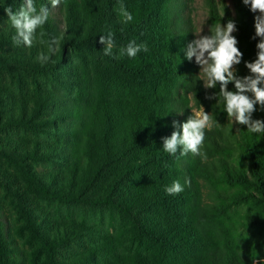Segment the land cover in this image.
<instances>
[{
	"label": "trees",
	"instance_id": "trees-1",
	"mask_svg": "<svg viewBox=\"0 0 264 264\" xmlns=\"http://www.w3.org/2000/svg\"><path fill=\"white\" fill-rule=\"evenodd\" d=\"M190 1L60 0L55 14L34 0L49 15L28 47L4 11L24 0H0V264H264V134L229 122L219 85L185 59ZM205 2L210 27L235 22L249 75L256 13ZM130 41L147 51L122 55ZM201 107L206 158L164 152ZM173 181L184 190L168 195Z\"/></svg>",
	"mask_w": 264,
	"mask_h": 264
},
{
	"label": "clouds",
	"instance_id": "clouds-1",
	"mask_svg": "<svg viewBox=\"0 0 264 264\" xmlns=\"http://www.w3.org/2000/svg\"><path fill=\"white\" fill-rule=\"evenodd\" d=\"M50 2L53 7L60 4V0H50ZM242 3L250 6L251 12L258 13L254 17L255 36L260 38L256 44V59L245 62L249 75L243 77L236 75L235 66L241 63L243 54L236 46L237 39L232 35L236 31L235 22L232 20H228L223 25L211 26L209 35H196V38L187 45L184 57L188 60L195 57L200 67L198 75L202 76L201 80L205 88H216L219 85L218 93L214 96L222 100L228 118L237 125L246 126L250 133L264 134V121L252 119V114L256 111L255 106L259 105L261 110H264V0H242ZM4 11L15 30L14 43L18 44L22 41L28 47L32 46L36 30L47 22L49 15L46 8H41L38 12L34 0H24L18 11H13L11 7L5 8ZM120 15L124 22L133 20V16L123 5L120 7ZM99 42L104 45V54L110 55L114 43L113 34L109 32L106 36H100ZM55 43V40L51 41L48 53H41L37 57L42 65L49 61L50 54L55 51L53 47ZM142 49L147 51L145 45L130 41L120 51L122 55L135 58ZM229 83L234 85V90H228ZM213 123V118L201 107L198 116L191 115L179 126V131H173L169 137L163 138L164 152L175 155L180 151V155L191 153L206 158L201 148L205 140V129L210 128ZM175 126L174 121L173 127ZM188 183L186 179L185 184ZM183 190L184 187L179 181H173L165 188L168 195H176ZM259 264H262V261Z\"/></svg>",
	"mask_w": 264,
	"mask_h": 264
},
{
	"label": "rangeland",
	"instance_id": "rangeland-1",
	"mask_svg": "<svg viewBox=\"0 0 264 264\" xmlns=\"http://www.w3.org/2000/svg\"><path fill=\"white\" fill-rule=\"evenodd\" d=\"M215 4H224L228 9H230L231 12H233V5L232 0H213ZM49 9L51 12L57 14L60 11V5L57 7H53L51 5L50 0H48ZM187 17L190 20V25L192 26L193 31V40L196 38V35H208V30L210 27L209 20H208V7L205 2V0H191L188 4L187 11H186ZM258 13H256L257 15ZM7 15V14H6ZM4 18V17H3ZM195 59V57H194ZM200 67L198 65L197 73L199 74ZM202 79V76L199 75ZM203 81V80H202ZM204 84V82H203ZM193 115L198 116L200 114L201 109H192L191 110ZM206 113V112H205ZM209 114V113H208ZM229 122H233L231 118H228ZM41 166L39 168L47 167ZM9 214V213H8Z\"/></svg>",
	"mask_w": 264,
	"mask_h": 264
}]
</instances>
